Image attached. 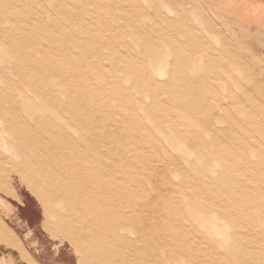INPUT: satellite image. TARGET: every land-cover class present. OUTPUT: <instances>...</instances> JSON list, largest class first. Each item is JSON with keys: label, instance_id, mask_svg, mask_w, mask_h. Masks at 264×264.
<instances>
[{"label": "rangeland", "instance_id": "1", "mask_svg": "<svg viewBox=\"0 0 264 264\" xmlns=\"http://www.w3.org/2000/svg\"><path fill=\"white\" fill-rule=\"evenodd\" d=\"M1 219L75 264H264V29L216 0H0ZM0 260L37 264L1 233Z\"/></svg>", "mask_w": 264, "mask_h": 264}, {"label": "crops", "instance_id": "2", "mask_svg": "<svg viewBox=\"0 0 264 264\" xmlns=\"http://www.w3.org/2000/svg\"><path fill=\"white\" fill-rule=\"evenodd\" d=\"M216 3L218 8L226 14L232 15L246 27L257 30L264 29V0H216ZM0 221V233L3 243L20 252L24 259H30L31 262H37V264H75L73 257L68 256L67 253L49 256L48 249H45L39 238L37 224L31 227L29 222H26L27 229L24 230L29 234V238L28 241L22 242L4 220L1 219ZM61 246L62 244L59 245V247ZM51 247L54 249V246ZM52 249L50 252L53 251ZM0 264L7 263L0 260Z\"/></svg>", "mask_w": 264, "mask_h": 264}, {"label": "bare ground", "instance_id": "3", "mask_svg": "<svg viewBox=\"0 0 264 264\" xmlns=\"http://www.w3.org/2000/svg\"><path fill=\"white\" fill-rule=\"evenodd\" d=\"M229 43V42H228ZM233 43V42H232ZM231 43V44H232ZM233 45V44H232ZM39 56H41V55H39ZM35 57V56H34ZM194 61V64L193 65H195V64H198L196 61V59H194L193 60ZM146 73H147V71H146ZM251 92V91H250ZM252 94V93H251ZM221 96V95H220ZM220 99V98H219ZM221 102H223V101H221ZM227 106V105H226ZM225 106V108H229V106H227L226 107ZM230 110V109H229ZM172 111H174V110H172ZM172 111L170 110V112L172 113ZM133 136H135L134 134H132ZM253 136V135H252ZM116 154V153H115ZM68 155V154H67ZM112 155V154H111ZM120 155V154H119ZM113 156V155H112ZM123 156V155H122ZM245 156V155H244ZM110 157V156H109ZM108 158V157H107ZM119 158H121L120 156H119ZM105 159H106V157H105ZM112 159V158H111ZM123 159V158H122ZM110 160V159H109ZM247 160V159H246ZM54 161V160H53ZM63 161V160H62ZM55 162V161H54ZM14 163V162H13ZM53 163V162H52ZM122 163V162H121ZM19 165V164H18ZM115 165V164H114ZM247 165V164H246ZM249 165H252V164H249ZM109 166V165H108ZM111 166V165H110ZM248 166V165H247ZM249 167V166H248ZM248 167H246V168H248ZM17 168V167H16ZM22 168V167H21ZM116 168V167H115ZM121 169V168H120ZM123 169V168H122ZM121 169V170H122ZM251 168L249 167L248 168V170H250ZM253 169V168H252ZM21 170V169H20ZM23 170V169H22ZM86 170V169H85ZM117 170V169H116ZM24 171V170H23ZM102 171V170H101ZM125 170H123V172H124ZM187 171V170H186ZM252 171H254V170H252ZM81 171H79V173H80ZM106 172V171H105ZM122 172V171H121ZM83 173V172H82ZM86 172H84V174H85ZM88 173V172H87ZM127 173V172H126ZM255 173H256V171H255ZM254 174V173H253ZM88 175V174H87ZM107 175V174H106ZM110 175V174H109ZM257 174H255V176H256ZM79 177H81V176H79ZM85 178H86V176H84ZM259 177V176H258ZM23 178H25V177H23ZM107 178V177H106ZM109 178V177H108ZM107 178V179H108ZM132 178V177H131ZM86 179H88V178H86ZM91 180V179H90ZM111 180V179H110ZM75 181V180H74ZM85 181H87V180H85ZM92 182H93V180H91ZM30 182V181H29ZM75 182H77V181H75ZM97 182V181H96ZM108 182V181H107ZM87 183V182H86ZM37 184H39L38 182H37ZM59 185H61V184H59ZM86 185V184H85ZM85 185H83V186H85ZM90 185H91V183H90ZM41 187V186H40ZM54 187V186H53ZM106 187V186H105ZM107 187H108V185H107ZM125 187V186H124ZM86 188H88V187H86ZM93 188V187H92ZM91 188V189H92ZM60 189V188H59ZM79 189V188H78ZM124 189H126V187L124 188ZM94 190V189H93ZM108 190V191H107ZM34 191V190H33ZM45 191V190H44ZM262 191V190H261ZM46 192H48V191H46ZM89 192H91V191H89ZM121 192V191H120ZM126 192V191H125ZM202 192V191H201ZM119 188H118V185H117V183L115 182V181H111L110 182V189H106V190H103V194H104V197H105V202H104V204H105V206H109L108 207V209L109 208H111L112 209V215L113 216H116L117 215V211L119 210V206H120V204H118V199L120 198L119 197ZM95 194V193H94ZM122 194H124V193H122ZM61 195H62V193H61ZM96 195V194H95ZM122 196V195H121ZM39 197V196H38ZM43 197V196H42ZM61 197V196H60ZM55 198V197H54ZM68 198V197H67ZM121 199V198H120ZM69 200V199H68ZM79 200H81V199H79ZM83 201V200H82ZM85 202H86V200H84ZM123 201V200H122ZM121 201V202H122ZM70 202V201H69ZM82 203V202H81ZM57 204V203H56ZM73 204V203H72ZM122 204H123V202H122ZM76 205V204H75ZM79 205V204H78ZM83 205V204H82ZM56 206V205H55ZM104 206V205H103ZM79 207V206H78ZM121 208H123L122 206H120ZM130 207V206H129ZM106 209V208H105ZM230 209V208H229ZM56 210H57V208H56ZM89 210V209H88ZM81 211V210H80ZM56 212V211H55ZM59 212V211H58ZM123 212H124V210H123ZM182 212H183V210H182ZM132 213V212H131ZM129 214V213H128ZM112 215H110V216H112ZM130 215H132V214H130ZM51 216H53V215H51ZM126 218V217H125ZM132 221H129V219H128V221L130 222V223H132L133 221H136L135 220V217H133L132 219H131ZM86 225V224H85ZM90 227H91V225H90ZM92 227H94V226H92ZM86 228V227H85ZM87 229V228H86ZM55 231V230H54ZM122 231V230H121ZM76 232V231H75ZM59 239H60V237H59ZM121 241H123V240H121Z\"/></svg>", "mask_w": 264, "mask_h": 264}]
</instances>
